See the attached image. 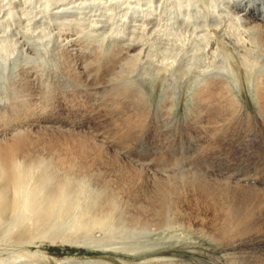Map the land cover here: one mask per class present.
<instances>
[{
	"label": "bare ground",
	"instance_id": "6f19581e",
	"mask_svg": "<svg viewBox=\"0 0 264 264\" xmlns=\"http://www.w3.org/2000/svg\"><path fill=\"white\" fill-rule=\"evenodd\" d=\"M208 1L71 0L56 6V10L51 9V14L54 16L69 11L71 8L77 9L78 11L70 15L74 17L66 18L62 25L68 27L75 22L78 23V18L85 20L84 27L86 29L84 27L83 29L88 31V33L85 31L87 35L89 34L82 37L85 41L91 37V33L100 30L98 34L99 46L89 47L90 43L85 42L83 46L85 50L92 49V54L96 57V59L93 57L94 61L98 56L99 60L108 58V61H116L115 67L120 70V76L118 73L110 74L113 81L111 87L116 91L113 93L116 98L112 97L113 101L110 100L114 103L111 105L115 107L112 110H120L121 107L118 108L120 101L116 99H128L130 96L128 97L127 93L132 86L137 92L132 95L142 101V104H136L134 109L128 105V109L125 108L127 111L122 109L121 112L118 111L123 115V121L127 125L128 122L133 123V121L135 123L140 121L135 125L143 124L149 117L146 115L148 92L136 83V76L145 74L146 79L153 80L157 76L162 77V83L165 85L163 93L166 96L158 110L161 112L176 107L179 84L192 79L191 86L188 87L191 91L190 119L195 121L198 128L201 127L200 124L213 117L218 120V127L217 125V129L214 127V132L218 131L219 134L220 142L215 140V143L219 142L220 161L217 170L215 169V175H212L211 171L209 173L203 171L205 174L197 173V169L194 174L186 170L189 174L181 171L184 174L176 172L158 176L150 175L145 172L144 168L143 171L137 168V165L135 167L123 160L118 154H112L97 141L98 139L96 140L94 136L85 133L86 131H83L84 133L77 132V135H74L73 131L67 130L66 132L72 134L65 133V136L51 137L52 135L41 134L39 128L43 125H27L28 121L27 124L25 123L27 128H23L22 131L15 127L12 128V122L16 120L13 117L14 120L11 124L6 123L10 125V130L4 131L0 127L2 130L0 131V264H39L37 260L30 258L40 259L42 253L33 252L32 249L34 246L40 247L46 243L96 246L124 254L139 255L143 251L137 250L133 246L134 244L140 243V246H137L139 248L142 247L141 242L146 243L157 235L163 236L179 230L197 231L217 242L225 255L226 264H264V173H262L264 172V0H224L221 2L211 0L210 3ZM13 5L15 4H10V8ZM46 5L48 10L49 5L52 4L47 3ZM2 11L1 9L0 12ZM11 11L8 16L11 15ZM6 13L8 14V12ZM6 25L8 26L7 23ZM63 28L65 29V27ZM5 32L7 33V31ZM58 34L61 38L62 33ZM110 34L113 37L116 35V37L111 49L105 52L106 40ZM120 34H123L124 39H121ZM150 35H155L151 42H149ZM63 40L66 42L64 43ZM75 41L69 35L56 41L58 48L55 52L58 53L59 60L73 61L74 58L67 52L72 51L68 50V46L73 45L72 42ZM86 54L89 53L85 52L82 57H86ZM104 60L106 61V59ZM82 62V60L79 62L75 60L72 66L67 67L66 73V75L75 74L76 77L73 79L77 80L70 82V85L73 87L78 85V90L81 86L80 81H82L79 80L81 76L79 73L84 68H82ZM96 65L94 64V66ZM235 65L242 67L248 74L258 110L257 116H253L254 114L250 112L246 113V109L244 110L240 87L242 80ZM105 66L110 69L108 64L104 63ZM254 70L257 71L255 74L252 72ZM97 74L99 75L100 72ZM102 74L104 78L105 74ZM1 75L3 74H0V78ZM98 75L95 77L98 78ZM18 76L19 74L16 73L15 76H12L13 78L10 77L12 80L10 87L14 96L21 94L19 98L22 99L21 96L26 93H21V89L24 87L20 86V83L18 84ZM100 77L102 78L101 74ZM100 77L99 80H101ZM145 81L142 78V82ZM37 82L38 80H36ZM40 82H42L41 79ZM33 84L32 86H34ZM107 84L111 85L110 82ZM181 85L180 87H182ZM45 86L47 87V85ZM53 87V91L56 90ZM106 88L108 89L107 86ZM112 89L108 90L109 94L105 91L102 92L105 93L104 95H110V99H112ZM13 94L11 95L13 96ZM32 94L34 96V92ZM11 95L5 96L9 100L12 99ZM59 97L61 96L59 95ZM107 97L109 98V96ZM132 99L126 100L127 103ZM24 100L27 101L26 98ZM110 101L107 103H111ZM99 102L96 101V103ZM117 103L119 104L117 105ZM26 104L27 102L20 106L24 107ZM99 104L97 105L99 106ZM98 106L97 110H99ZM17 108L13 107L12 103L8 109L7 107L3 109L6 110L4 113L7 116V111L10 110L18 114ZM108 109L111 110L109 107ZM97 110L96 112H98ZM24 112L26 111L24 110ZM165 114L171 117L170 112L166 111ZM163 115L160 114L162 117ZM113 118L111 121H115ZM157 118L159 119V116ZM123 121L120 120V124ZM171 121V124L174 125L173 119ZM215 121L213 120L216 124ZM124 125L126 126V124ZM210 125L209 127L213 128L214 125ZM16 126L18 125L16 124ZM178 126L176 129L179 128L180 131ZM206 126L204 127L206 128ZM43 127L48 130L55 128ZM125 130L127 129L125 128ZM206 130L208 129H205L204 132ZM208 132L210 131L206 133ZM190 135L195 136L191 133ZM215 136L217 135L215 134ZM197 137H199V133ZM192 138L190 137V139ZM207 148H204L203 151ZM189 157L192 158V155ZM195 157H199V155ZM198 161L201 160L198 159ZM259 162L263 164L260 166ZM210 168L207 170L209 171ZM149 182L152 185H149ZM28 253L30 256L26 255ZM58 264L105 263L63 260ZM144 264L173 263L170 261L158 263L156 260L151 261L150 259Z\"/></svg>",
	"mask_w": 264,
	"mask_h": 264
},
{
	"label": "rangeland",
	"instance_id": "374dc122",
	"mask_svg": "<svg viewBox=\"0 0 264 264\" xmlns=\"http://www.w3.org/2000/svg\"><path fill=\"white\" fill-rule=\"evenodd\" d=\"M9 1H11V0H0V10L1 9L3 10L2 12H0V61H1L0 66H2V67H0V74H3V75H1V78H0V88H1L0 89V91H1L0 92V99L2 100V102L0 100V113L3 110V112L1 113L2 116L0 115V123H2V121L5 120L2 123L4 126L2 124H1L2 126L0 125V127H2L1 128L2 130H4V131L6 129L10 130L11 127L12 128L15 127L16 129H19L22 131V130H24L23 128H25L27 125L39 124V125H43V126H47V127H50V126L53 128L55 127L53 130H48L43 126H41V128H39L41 134H44V135L47 134L49 136L52 135L51 137H56V136H60V135L65 136L67 133L72 134V133L66 132L67 130L73 131L74 135H77L76 134L77 132L80 133V132L86 131L85 133H87V134L89 133V135H91L92 137L94 136V138H96V140L98 139L97 141L100 142L102 145H104L109 151H111L112 154H118L123 160L134 165L135 167L137 165V168H140L141 170H143V168H144L145 172L150 174V175L158 176V175H164V173L165 174H175L176 172H177V174H180V173L181 174H184V173L187 174L188 172H190L191 174H194L195 172H197V170H198L197 173H202L203 171H205L206 173H209L211 171L210 173L212 175L216 174V170L218 168V164L220 161L219 157H220V153H221L220 149L218 147L219 146L218 143L220 142L219 141V134L217 133L218 131L214 132V130L217 129V127H218V125H217L218 120H216V118L213 117L214 119L212 118L211 120L200 124L201 127L198 128L195 121L193 119H190L189 108L191 105V91H189L188 87L191 86V80L192 79H190L187 82L183 81V83L181 82L179 84L178 89H177L178 90V97H177V101H176L177 102L176 107L174 109H171V110L168 108L169 110L165 109L161 112L158 110H159V108H160L161 104L163 103L165 96H166L163 93L165 85L162 83V79H161L162 77L157 76L156 79L153 80L151 78L146 79L147 77L145 74L143 76L142 75L136 76V78H137L136 83L140 84L148 92V96H147L148 106H147L146 115H149V117H148V119L145 120L146 122L145 121L143 122V124L135 125L136 123L138 124L140 121L136 122V123L133 121V123L128 122V125H127V123H125L123 121V115L121 113L119 114L118 111L121 112V109L127 111L125 108L128 109V105H131V108L134 109L135 105L136 104L141 105L142 101L137 100L132 95V94H134V95L137 94V92H135L136 91L135 87L132 86L131 90L129 89V92L127 93L128 97L130 96L128 99H124L125 101L122 100L123 98H121V100L116 99V100L120 101L119 103L121 105L119 103H117V105L119 104L118 108L121 107L120 110H118V111H117V109H116V111L112 110V109H115V107L113 105H111V104H114L111 101H113V99L116 98V95L113 94V93H116V91H115V89H112V87H111V86H113L111 84V83H113V81L111 80L112 75H110V74H117L118 73V76H120V72H119L120 70L116 69L118 67H115L116 61L112 60V62H111L109 60L110 61L109 62L108 58H103V60L101 58L99 60V56H98L97 60L94 61V59H96V57H94V54H92L93 53V51H91L92 49H90V51L88 49L85 50V47L83 46V44H85V43H90L89 47H92V46L96 47L97 45L99 46L98 42H100V39H99L98 34L100 33V30H96L95 31L96 33L95 32L93 34L91 33L90 34L91 39L89 38L88 39L89 41L88 40L85 41L82 38V37H84L85 34L87 35V33H88V31H86L85 30L86 28L84 27L86 24L85 20L78 18V23L75 22V24L69 25L72 27H69V26L67 27V25H64V26L62 25L63 21H65L66 18L74 17V16H70V15L75 13L76 11H78L77 9L71 8L69 11L58 13L59 15H57V16H54L53 14H51L52 10H56V8H55L56 6H59L61 3L70 2L71 0H28V2H26V0H12L11 3H9ZM210 1L211 0H209L208 2L210 3ZM218 1L221 2L224 0H218ZM12 3H14L16 6L13 5L10 8V4L12 5ZM47 3L52 4V5H49L48 10L46 7ZM113 4H116V3L113 2ZM10 11H11V15L8 16L10 14ZM6 12H8V14ZM48 16H49V18H48ZM3 18H4V20H3ZM7 18H8V21H7ZM31 18H33V19H31ZM47 21H49V22H47ZM6 23L8 24V26L6 25ZM10 24H11V26H10ZM47 24H48V26H47ZM4 25H5V27H4ZM25 25L26 26L28 25V27H26ZM36 26L39 28H37ZM79 26H81V27H79ZM6 27H8V28H6ZM25 27L28 29H26ZM60 27H62V29H60ZM63 27H65V29ZM83 27L85 29H83ZM6 29H8L9 31ZM5 31H7V33ZM81 31L82 32L84 31V32L82 33ZM2 32H4V33H2ZM58 33H60V34L62 33L61 38H59ZM94 34H95V36H93ZM66 35H69V37H72L76 40L75 42H72L73 45L68 46V50H72V51L67 52V54L70 53V56L72 58H74V59H72L73 61H65V59H62V61H61V60H59L60 58H58L59 57L58 53L55 52V51H57V48H58L56 41L64 38ZM79 35H80V37H79ZM110 35H112V34H110ZM110 35L106 40V49H104L105 52H108V50L111 49V46L114 43V40L116 37V35H114V37H113V35L112 36H110ZM92 36L94 37V39ZM119 36L121 37V39L122 38L124 39L123 34H120ZM151 36L152 35H150V37H149V42L153 41L155 38L154 37L155 35L152 37ZM63 42L65 43L66 41L63 40ZM49 43H50V45H49ZM54 43H56V44H54ZM94 43H96V44H94ZM31 45H32V47H31ZM35 49H37L39 51H37ZM85 52L89 53V54H86V57H82ZM10 54H11V56H10ZM1 55L3 56V58ZM88 55H90L89 57L92 56L90 58L91 62H90ZM4 57H5V60H4ZM93 57H94V59H93ZM7 58H8V60H7ZM78 58H79V60H78ZM104 59H106V61ZM75 60H77L78 62L82 60L83 61L81 63L82 68L83 67L85 68V69L83 68L82 72L79 73V75L81 74L79 80H82V81H80L81 82L80 85L82 87L79 86V90H78V85L74 86V87H73V85H70V82H76V80H77L76 78L73 79V77H76V76H74L75 74L74 75L71 74L72 76L66 75V73L68 71L67 67L72 66L73 62ZM60 61H61V63H60ZM84 61L86 62V65H85ZM96 61H98V62H96ZM102 61H103V63H102ZM91 63H93V64H91ZM104 63L108 64L110 69L115 67L114 68L115 70L114 69L110 70V69H108L107 66L104 67ZM110 63H111V67L112 66H114V67L111 68ZM88 64H91V65H88ZM94 64L95 65L97 64V65L94 66ZM100 64H101V66H100ZM92 67L94 68L93 69L94 71L92 70ZM107 69L110 70L111 72L108 71ZM235 69H237L238 73L241 76V80H242L240 87H241V91H242L241 95L243 96L241 98V100H242V103L244 105V110L246 109V113L250 112V113L254 114L253 116H257L258 110L256 108V104H255V100H254V96H253V92H252V86L249 83L248 74H247V72H245V70H243L242 67H239L237 65H235ZM88 70H90V71H88ZM89 72H90V74H89ZM98 72H100L102 78L100 77V74L99 75L97 74ZM252 72H253V74H255L257 71L254 70ZM16 73L19 74L18 84L20 83V86L24 87V89H21V91H22L21 93H26V94H23L21 96V97H23L22 98L23 100L21 98H19L21 94L14 96V94L11 92V89H12L10 87V85H12L11 78H13L12 76H15ZM102 73L105 74L104 78H103ZM87 74H89V75H87ZM92 74H95V75L93 76ZM108 74H109V76H108ZM97 75H98V78L95 77ZM2 76H4V77L2 78ZM85 76H87V77L90 76V78L86 77L87 80L85 81L84 80ZM71 77L73 80L71 79ZM99 77L101 80H99ZM96 78H97V80H96ZM142 78H144V80H146V81L142 82ZM40 79L42 82H40ZM36 80H38L37 83H36ZM43 80H45L44 84H43ZM58 80H61V81L59 82ZM95 80H96V82H95ZM46 81L47 82L49 81V82L47 83ZM1 82H3V83H1ZM100 82H101V84H100ZM109 82L111 84V85L109 84L110 86H108V84H107ZM89 83H90V85H89ZM94 83L95 84L97 83V85H95ZM32 84L34 86H32ZM40 84L43 88L40 86ZM57 84L60 85L59 86L60 88L58 87ZM36 85H37V87H36ZM45 85H47L48 88ZM49 85H50V87H49ZM51 85L54 86L53 88H55L58 91H56V90L53 91ZM87 85L91 88H89V87L87 88ZM180 85L182 87H180ZM5 86L7 89L5 88ZM106 86L108 87V89L106 88ZM70 87H71V89H70ZM84 87H86L88 90L86 88L84 89ZM65 88H67V89H65ZM92 88H94V89H92ZM96 88H97V91H96ZM60 89L63 91H61ZM102 89H104V90H102ZM106 89H107V91H106ZM109 89L110 90L112 89L111 98L114 97L112 99H110V95H107V94L104 95L105 93H108V94L110 93V91H108ZM32 90H34L33 91L34 96L32 94L33 92H31ZM85 90H86V92H85ZM75 91H77L78 93ZM102 91L103 92L105 91V93H103ZM41 92H43V93H41ZM11 94H13V96ZM29 94H31V95L29 96ZM63 94H66V95H63ZM97 94L99 95V97ZM5 95L6 96L11 95L13 100L11 98L8 100ZM59 95L61 97H59ZM76 95H77V97H76ZM52 96H54V97L52 98ZM64 96H66V97L63 98ZM102 96L104 97L105 100L103 99ZM105 96L106 97L109 96V98L107 97L108 100L106 99ZM46 97H47V99H45ZM133 97H134V99H132ZM25 98L27 99V101L24 100ZM76 98H77V100H76ZM81 98H83V99H81ZM130 98L132 99V101L130 100L132 104L130 103V101L128 102L129 104L126 101V100H129ZM48 99L49 100L51 99V100L48 102H45ZM103 100L105 101V103H107L111 100L110 101L111 103L105 104L103 102ZM96 101H98V102L100 101L99 103H102V104L96 103ZM25 102H27V104L24 107L20 106V104H24ZM49 102L50 103L53 102V104H50ZM5 103H7V104H5ZM12 103H13V107H15V108H17V106H19L17 108L19 112H17L18 114H16L12 110H10L9 112L7 111V113L9 114V115L7 114V116L11 117L12 118L11 119V118H8L6 116V114L4 113L6 110H4L3 108L7 107V109H8V106ZM32 103H33V105H31ZM47 104H49L50 106ZM92 104L94 106V109H93ZM97 104H99V106L101 108ZM5 105H7V106H5ZM122 105H124V106H122ZM97 106H98L99 110H97ZM105 106H108L111 110H109L108 107L105 108ZM53 108H55V109H53ZM91 108H92V110H91ZM24 110L26 112H24ZM96 110L100 113L98 114V112H96ZM33 111H35V112H33ZM45 111L47 114L44 113ZM91 111L93 112V114ZM113 111H115V112H113ZM166 111L171 113V117H169L168 114H165ZM94 112L97 114H95ZM3 113H4V115H3ZM43 113H44V116H43ZM163 113H164V115H163ZM14 114H16V115H14ZM160 114H162L163 117L160 116ZM166 115H167V117H166ZM35 116H37V117H35ZM41 116L44 117L45 119H43ZM158 116H159V119L157 118ZM13 117H15L16 120H14ZM121 117H122V119H121ZM1 118L2 119L4 118V120H1ZM35 118H38L39 120L35 119ZM112 118H113V120L115 119V121H117V122L111 121ZM145 118H147V117H145ZM171 118L173 119V122L175 123L174 125H173V123L171 124V122H172ZM13 120H14V122H12ZM46 120H47V122H46ZM118 120H119V122H118ZM120 120L123 121V122H121V124L123 126L120 124ZM156 120H158V121H156ZM169 120H170V122H169ZM213 120L214 121L216 120L215 121L216 124L213 122ZM24 121H26V122H24ZM7 122H8V124H11V122H12L13 123L12 126L10 127V125L6 124ZM157 122H158V124H157ZM15 123L18 126H16ZM19 123H20V125H19ZM25 123L26 124L28 123V124L26 125ZM210 123H211V125H210ZM21 124H23V125H21ZM80 124H81V126H80ZM124 124H126L127 127ZM129 124L130 125L132 124L135 126L132 127V125H131V127H129L130 128L129 129L128 128V126H130ZM168 124L169 125L171 124V125L169 126ZM203 124H205L204 126H206V125H208V126H206V128H205L203 126ZM13 125H15V126H13ZM155 125H156V127H154ZM178 125H181V126H178ZM209 125L210 126L214 125V126L212 128V127H209ZM216 125H217V127H216ZM121 126L124 128H122ZM171 126H173L172 128H174V129H172V128L170 129ZM176 126L180 127V131L178 130L179 128L176 129L177 128ZM184 126H185V128H183ZM187 126H189V127H187ZM159 127H161V128H159ZM214 127H215V129H214ZM117 128L119 129L118 131H117ZM125 128L127 130H125ZM135 128H137V129H135ZM139 128L140 129L144 128V129L140 130ZM167 129H168V133L170 132L169 134L166 132ZM205 129H208V130H206V132L207 131H210V132H208V133L204 132ZM209 129H211V130H209ZM2 130H0V131H2ZM133 130H136V131L134 132ZM162 130H165V131H162ZM169 130H172V131H169ZM173 130H175V131L173 132ZM184 130H186V131H184ZM187 130H188V132H187ZM62 131H64V132H62ZM121 132H123V133H121ZM189 132L191 134H195V136L190 135ZM198 133H199V137L201 136V138L197 137ZM202 134H204V135L202 136ZM215 134L217 136H215ZM189 135H190V137H193L195 140L193 138L190 139ZM207 136H209V137H207ZM211 136H212V138H211ZM123 137H124V139H122ZM217 137H218V139H217ZM210 139L212 140L211 142H210ZM101 140H102V142H101ZM215 140H216V142H217V140L219 142L216 144ZM198 142H199V144H197ZM203 142H204V144H203ZM195 147H197V148H195ZM206 147H208V148L205 149V151H203L204 148H206ZM191 148H192V150H191ZM200 148H201V150H200ZM187 150L188 151L191 150V151H189L190 153ZM198 150L200 152L201 151H203V152L200 153ZM208 150H209V152H208ZM196 151H197V153H196ZM201 154H204L205 157H204V155H201ZM191 155H192V158L189 157ZM197 155H199L200 158L195 157ZM180 156H181V158H180ZM179 159H180V161H177ZM198 159L201 161H198ZM259 163H260L259 164L260 166H261V164H263L262 162H259ZM203 164L204 165L206 164L205 168H203L204 167ZM196 165H197V167H196ZM191 166L193 167V169ZM207 167L208 168L211 167L210 169H212V170L209 169V171H208ZM173 168L176 169V171H174ZM186 170L187 171L189 170V171L187 172ZM199 170H200V172H199ZM181 171H183L184 173ZM262 173H264V172H262ZM202 174H205V173L203 172ZM149 185H152V183L149 182ZM167 235H168V237H167ZM141 243H142V247H139V248L137 246H140L139 245L140 243H136L133 245L135 248H137V250L143 251V253H141L139 255L138 254L132 255L133 253H131V254L125 253L124 254V253H120V252L110 250L108 248L102 249V248L96 247V246H82V245H75V244L71 245V244H62V243L61 244H48V243H46V245L42 244L40 247L34 246L32 249L33 252L39 251L40 253H42V257L40 259L39 258L36 259L34 257H31L30 259L37 260L39 262V264H58V262L63 261V260H70L72 262L92 261V262H100V263H105V264H144V263L148 262V260H150V259H151V261L156 260V262H158V263H160L162 261H170V263H173V264H226L225 263L226 258H225V255H223L224 253L221 251L220 245L217 242H214L213 240L209 239L207 235L200 234L197 231H187V230L173 231L172 233H167L163 236L157 235L154 237V239L148 240L146 243L145 242H141ZM26 255L30 256V253H28ZM141 255H142V257H141ZM144 255H146V256H144Z\"/></svg>",
	"mask_w": 264,
	"mask_h": 264
}]
</instances>
